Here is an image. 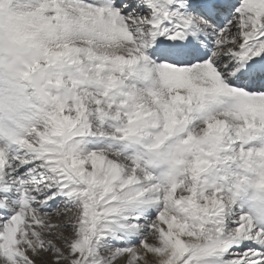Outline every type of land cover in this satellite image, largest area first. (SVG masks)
<instances>
[{"label": "snow or ice", "instance_id": "6c2138e0", "mask_svg": "<svg viewBox=\"0 0 264 264\" xmlns=\"http://www.w3.org/2000/svg\"><path fill=\"white\" fill-rule=\"evenodd\" d=\"M0 84V264H264V0H0Z\"/></svg>", "mask_w": 264, "mask_h": 264}, {"label": "clouds", "instance_id": "9594fccd", "mask_svg": "<svg viewBox=\"0 0 264 264\" xmlns=\"http://www.w3.org/2000/svg\"><path fill=\"white\" fill-rule=\"evenodd\" d=\"M14 95L15 93L11 90L9 85L0 84V96L7 99L14 97ZM27 103V101H13L10 111L0 107V122L11 120L19 124H26L27 122L23 119V117L26 114ZM16 131L22 132V129L17 128Z\"/></svg>", "mask_w": 264, "mask_h": 264}]
</instances>
